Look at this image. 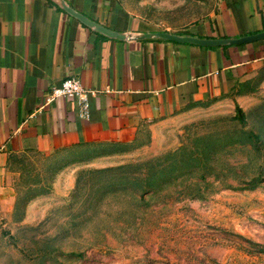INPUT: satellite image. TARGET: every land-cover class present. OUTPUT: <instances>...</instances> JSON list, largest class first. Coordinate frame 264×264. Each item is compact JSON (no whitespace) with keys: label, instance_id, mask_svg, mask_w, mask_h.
I'll return each mask as SVG.
<instances>
[{"label":"rangeland","instance_id":"obj_1","mask_svg":"<svg viewBox=\"0 0 264 264\" xmlns=\"http://www.w3.org/2000/svg\"><path fill=\"white\" fill-rule=\"evenodd\" d=\"M154 2L164 32L216 9V0ZM154 133L133 153L76 172L40 219L24 221L23 210L48 194L51 173L38 159H11L15 202L0 220V264H264V68Z\"/></svg>","mask_w":264,"mask_h":264},{"label":"crops","instance_id":"obj_2","mask_svg":"<svg viewBox=\"0 0 264 264\" xmlns=\"http://www.w3.org/2000/svg\"><path fill=\"white\" fill-rule=\"evenodd\" d=\"M64 2L112 31L164 32L157 28L162 20L154 15V0ZM263 31L264 0H216L207 21L166 32L236 39ZM263 68L264 39L220 47L116 41L89 31L48 0H0V220L10 219L15 202L11 159H38L34 167L43 162L42 170L51 173L48 194L33 196L23 210L24 221L40 219L43 203L63 200L56 196L74 188L76 172L144 147L161 124ZM68 77L93 92L87 119L72 99L45 103L49 90Z\"/></svg>","mask_w":264,"mask_h":264},{"label":"water","instance_id":"obj_3","mask_svg":"<svg viewBox=\"0 0 264 264\" xmlns=\"http://www.w3.org/2000/svg\"><path fill=\"white\" fill-rule=\"evenodd\" d=\"M48 1H50L64 14L77 21L80 25H82L89 31L96 33L104 38L116 40V41L162 40V41H170V42H177L183 44H191L201 47H220V46L247 44L264 39V31L254 35L239 37L236 39H198L195 37L179 36V35H174L171 33L160 32V31L131 35L125 32L112 31L106 27L99 25L98 23H95L94 21L74 11L64 2V0H48Z\"/></svg>","mask_w":264,"mask_h":264},{"label":"built area","instance_id":"obj_4","mask_svg":"<svg viewBox=\"0 0 264 264\" xmlns=\"http://www.w3.org/2000/svg\"><path fill=\"white\" fill-rule=\"evenodd\" d=\"M93 95L92 91L85 90L80 81L75 77L63 79L59 85L52 87L45 98V103H50L59 98H67L75 101L79 117L88 118V97Z\"/></svg>","mask_w":264,"mask_h":264},{"label":"trees","instance_id":"obj_5","mask_svg":"<svg viewBox=\"0 0 264 264\" xmlns=\"http://www.w3.org/2000/svg\"><path fill=\"white\" fill-rule=\"evenodd\" d=\"M236 112H237L238 116H239L240 119H241V118H242V115H241L240 111H239L238 109H236Z\"/></svg>","mask_w":264,"mask_h":264}]
</instances>
